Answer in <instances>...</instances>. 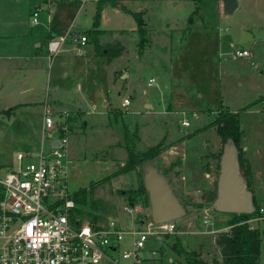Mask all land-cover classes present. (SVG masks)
Here are the masks:
<instances>
[{
  "label": "rangeland",
  "instance_id": "rangeland-1",
  "mask_svg": "<svg viewBox=\"0 0 264 264\" xmlns=\"http://www.w3.org/2000/svg\"><path fill=\"white\" fill-rule=\"evenodd\" d=\"M114 1L112 0V4L119 2L118 0ZM147 1L156 4L162 2L166 6L165 19L174 20V23L181 20L184 25L188 13H191L190 10L196 9L193 13L196 19L192 33L188 34L186 30L188 27L182 30L185 34L183 37L176 34V32L173 35L157 32L155 37H151L152 43H148V45L145 43L146 47L140 60L134 61L131 56L130 79L136 83L135 87L138 89L139 94L137 95L136 91L132 90L134 94L136 93L135 95L131 93L134 97L132 103L126 108L120 106L121 111L115 113L116 115L111 114V128L115 132V136L109 133L110 136L106 137L101 130L85 127L83 121L88 120L89 116L84 114L78 117L77 123L73 126L69 124L70 134L67 150L69 151V158L75 160L76 164V167H73L74 162L72 164L75 175L69 180V191L74 193L81 188L89 189L91 184H94L88 200L96 202V205L87 207L85 213L81 216L82 219L91 222L95 217L96 222L102 225H106L111 219H115L126 230L133 229L138 225L132 214L127 213L125 210V207L130 204L125 193L127 190L136 189L142 184L143 168L138 167L127 172V174L113 176L109 180H105V178L114 169L119 170L121 167L119 165L125 162L127 149L126 151L124 149L127 136L134 143V148L142 152L160 142L163 145L164 139L165 142H176L179 139H184L177 144L184 154V173L191 182L204 183V176L198 171V168H200L199 158L207 151L204 147L207 140L211 139L214 144L215 133L208 129L200 130V125H206L211 117L208 112L200 111L208 108L211 111L214 110L215 118L218 115L217 108L220 104L233 111H238L240 129L245 134L244 138L258 134L255 127L260 123L264 124V112L262 111L264 102L260 107H257L259 113L243 111L249 106L251 100L256 102L259 98L263 99L264 97V17L259 22L262 27L261 29L258 28L259 33L256 35V42L252 40L240 47L232 46V42H230V38L238 33L240 23L244 24L245 20L251 22L259 13H264V2L261 3L260 9L257 11L251 6L253 0H241L238 10L224 16V0H199L195 2L180 0L174 6V2H178V0ZM122 5L123 3L121 7ZM152 11L157 15L156 10ZM122 14L124 17L121 18V21L124 25H129L127 17H125L127 14ZM257 18L260 19V17ZM186 25L188 26L187 23ZM248 26L255 33L256 28L253 24ZM5 39L14 44L21 39V35L13 34ZM32 42V47L35 49L38 41L32 40ZM242 47L248 49L250 56L252 55L250 59H247L250 56L245 58L232 56L236 48ZM132 48L130 49V55L133 52L131 51ZM40 49H46L47 52L46 43L42 44ZM52 61L48 59L47 63H44L46 69L49 68ZM12 62L17 63L15 60ZM258 63H260L259 69L255 67ZM10 66V63L0 59V172H4L5 168L10 166H7L8 164L16 162L18 153L31 151L37 154L42 144L45 148L50 145V141L47 138L43 139L41 134L45 103L52 100V92L49 96L47 93L46 78L42 79L41 88L27 95L24 91L28 89L30 78L22 80V77L19 78V75L8 70ZM151 79H155L156 82L149 86ZM165 83L170 85L169 91L167 93H163V91L161 94H164L165 98L170 96L176 101L179 100V109H174L173 112L168 113L163 112L160 115L144 113L142 110L145 109L141 105L143 98L148 96L159 98V91ZM128 94L129 92L124 89L121 97H129L125 96ZM15 102L17 104L21 102L31 103L13 106V104H16ZM8 106H12L9 113L6 112ZM51 106L52 103L49 104L48 113L51 111ZM168 109L169 107L165 106V110ZM194 110H198L197 115ZM51 114L54 116L53 113ZM68 116V119L71 118L70 114ZM183 118L188 120V127L182 126L181 121ZM212 126L214 129L216 128L211 123L209 127ZM136 130H138L137 133ZM219 139L220 142H218L217 148L208 150L211 156L206 155L200 158V163L205 162L206 159H211L210 161L216 165V175L223 149L220 136ZM115 141L119 142L115 146L112 145V147L107 148L109 143ZM176 150L172 151L171 149L170 156L162 153L158 156L159 158L156 157L157 159L155 158L156 160L152 162L153 165L163 171V174L171 183L174 193L183 203L182 205L185 207L187 214L180 216V219L175 221L176 230L173 234H166L162 240L150 236L143 253L148 257H153L150 258L151 261L156 258V264H184V257L179 256L172 249L176 237H178L186 250L199 252L202 258L208 262L216 264L218 261L220 263L222 255L215 244V239L219 231L228 229L226 221L229 216L207 205L209 203L204 199L207 193L206 190H203L198 196L184 193L180 184L181 178H179L181 169L179 171L175 170V168L181 167V155L176 154ZM98 159L110 161L98 165L96 161ZM178 159L180 160L178 161ZM84 160L86 161L82 165ZM175 162L180 163H177L178 165L166 172L170 164ZM205 166V170L208 171L209 164L206 163ZM172 172L176 176V182L173 181ZM215 179L214 189L217 187ZM135 205L142 207V210H144L142 215H138L136 212L139 211H135L137 220H154L150 214L149 206L145 207L142 203ZM207 207L211 208L209 213L215 221L214 227L203 223L202 219L205 215L203 209ZM259 232H261L262 242L260 244L264 249L263 226ZM153 250L157 252L156 255L153 254Z\"/></svg>",
  "mask_w": 264,
  "mask_h": 264
},
{
  "label": "crops",
  "instance_id": "crops-1",
  "mask_svg": "<svg viewBox=\"0 0 264 264\" xmlns=\"http://www.w3.org/2000/svg\"><path fill=\"white\" fill-rule=\"evenodd\" d=\"M118 1L117 5L112 4V0L105 4L101 13L100 25L94 27V17L97 12L98 0H87L86 2H82V0H0V59L10 63L11 66L8 70L19 75V78L22 77V80L30 78V82H28L30 84L24 93L28 95L41 88L43 84L41 81L45 77L46 88L48 87V96L50 95V92H52V100H48L45 103L47 110L49 104L52 103L50 113H53L54 116L64 112L70 114L71 118H69V124H71V126L77 123L79 116H82L83 114L87 115L89 116V119H86V121L84 120L83 125L87 128L93 127L95 130H101L106 137L109 133L112 136H115V132H113L111 128L110 116L111 114L116 115L115 113L121 111L119 107H123L121 102L126 97H121L122 91L126 89L127 92H129V94L125 96L131 98L130 104L134 98L133 95L136 93L137 95L139 94V92H137L138 89L135 87L136 83L130 79L131 56L134 61L140 60L146 45L152 43L151 40L153 36L155 37V35H157V32L170 35H173V33L175 34L176 32V34L183 37L185 34H183L182 30L188 27V29H186L188 34L192 33V30L194 29V21L196 19L193 16L196 9H191V13H188L186 19L187 26L186 23L185 25L183 22L181 23V20L174 23V20H170L169 18L165 19L164 12H166V6L163 5L162 2L156 4L151 1L146 2V0ZM179 2L180 0L174 2L173 6L177 5ZM191 2H195V0H191ZM237 2L238 8L236 10L240 8L239 5L241 0H237ZM263 2L264 0H253L251 6H253L254 10L259 11L260 5ZM122 3L127 9L132 10L133 12L142 13L143 27L146 32L145 41L143 43L144 45L141 49L138 44L140 40L138 33L139 27H137L133 15L121 8ZM133 3L134 5H132ZM152 10H156L157 15L152 13ZM35 11L38 12L36 23H34ZM122 13L127 14L125 17H127L129 25H124L123 21H121V18L124 17ZM257 17H260V19ZM257 17L251 22L245 20L244 24L240 23L241 26L238 33L230 38L232 46H237L240 32H243L244 30L251 31L254 37L253 40L256 42V35L259 33L258 28L261 29L262 27V24L260 23L261 25H259V22L261 21V18L264 17V13H259ZM251 24L256 28L255 33L253 32L254 30L248 26ZM157 27L158 29H156ZM96 29L100 30V33L94 39L89 32ZM26 31L28 34L27 36ZM13 34L21 35V39L14 44H12L13 42L10 40L5 39ZM67 34L69 35L66 42L63 44L62 50L55 56L54 60L50 63L51 65L49 68L46 69L44 63H47L48 61L47 52L46 49H40L41 45ZM74 34L85 35L87 37V43L84 46L78 45V43L72 39V35ZM228 36L229 35L227 34V37ZM137 37L138 39L136 40ZM32 40H35V42L38 41L35 49L32 47ZM97 43L101 46L118 44L121 45L122 48L124 47V49L122 54L108 58L99 53L98 46L96 45ZM137 45L139 48L138 52ZM131 48V51H133L132 55H130ZM242 49L244 48L242 47ZM104 51L106 52V50ZM251 57L252 55L247 59H250ZM13 60L17 61V63H13ZM259 64L260 63L255 65L257 69H259ZM169 87L170 85L166 83L162 86V89L159 91V98L148 96L143 98L144 100L141 99V105L145 109L142 111L150 115H160L163 112L168 113L173 112L174 109H179V100L176 101L173 97L170 98V96L165 98L163 96L164 94H161L163 91V93H167ZM132 90L136 91V93L134 94ZM143 92L145 93V90ZM258 100L256 102L251 100L249 106L242 110L245 112L253 111L259 113L257 107H260V105L263 104L264 97L259 100L260 102ZM30 103L31 102H21L19 104H13V106H20L21 104L27 105ZM165 106H168L169 109L165 110ZM7 109L12 110V106H8ZM197 111L198 110H194L196 115L198 114ZM203 111L211 114V117L208 119L206 125H200V130L208 129L214 131L215 134L213 138L214 144L211 142V139L204 143V147L207 151L205 154L201 155L200 158L209 155L208 150H215L218 142H220L216 129H214L213 126L209 127L212 120L215 118V111H211L208 108L200 112ZM262 111L264 112V109H262ZM255 128L258 134H253L252 137L247 136L243 139L242 146H244V158L251 165L253 194L258 198L259 206L263 210L261 214L259 213L257 216L249 219V223L252 228H256L260 231L261 227H264V124L260 123ZM137 131L138 130H136V133ZM183 140L184 139H179L176 142H165L164 139V144L162 145L164 149L161 154L165 153L170 156L172 151L177 149L176 152H174L181 155V167L175 168V170L179 171V169H181L179 178H181L180 184L184 193L191 196H198L199 193L206 190L207 193L204 196L205 199L209 192L214 191L213 185L216 176V165L210 161L211 159H206L205 162L203 161L200 163L199 158L200 168H198V171L203 174L205 181L204 183H199L197 181H193L194 183L191 182V180L188 179V176L184 173L183 151L178 148L177 145ZM118 142L119 141L109 143L107 148L112 147V145L115 146ZM124 150L126 151V149ZM156 159H154V161ZM68 161L69 174L67 183H69L71 177L75 175V169L72 168L73 162V167H76L75 160L69 158V151ZM85 161L86 160L82 161V165ZM96 161L99 165L103 163L106 164L110 160L104 161V159H98ZM206 163L209 164L208 171L205 170ZM123 164L124 162L119 166ZM9 165L12 164L10 163L7 166ZM152 166H154L160 174H163V171L160 170L159 167L153 165V162ZM117 170L118 169H114L113 172H116ZM171 174L173 175V172ZM173 176V181L176 182V176ZM186 214L187 213H185V215ZM260 250L259 263L264 264V249L261 244ZM155 261H157L156 258L151 261L152 264H156ZM216 264H223L222 259L220 260V263L217 261Z\"/></svg>",
  "mask_w": 264,
  "mask_h": 264
},
{
  "label": "built area",
  "instance_id": "built-area-1",
  "mask_svg": "<svg viewBox=\"0 0 264 264\" xmlns=\"http://www.w3.org/2000/svg\"><path fill=\"white\" fill-rule=\"evenodd\" d=\"M37 15L35 11L34 23ZM68 35L46 43L50 61L62 50ZM72 39L80 46L87 43L85 35L74 34ZM232 56L245 58L250 52L236 48ZM155 82L151 79L149 85ZM130 102L126 97L122 106ZM68 115L52 116L45 106L41 134L50 145L45 148L42 144L37 154L18 153L16 162L0 172V264H152L153 257L143 253L148 238L162 240L166 234H173L175 221L156 224L137 220L135 211L142 215L144 210L130 204L125 210L138 225L133 229L126 230L115 219L102 225L72 216L76 202L67 183ZM181 124L187 127L189 122L185 118ZM210 210L203 209L202 220L213 227Z\"/></svg>",
  "mask_w": 264,
  "mask_h": 264
},
{
  "label": "trees",
  "instance_id": "trees-1",
  "mask_svg": "<svg viewBox=\"0 0 264 264\" xmlns=\"http://www.w3.org/2000/svg\"><path fill=\"white\" fill-rule=\"evenodd\" d=\"M111 0H98V7L96 9V14L94 17V27H98L100 25L101 13L102 9L107 2ZM199 1V0H195ZM115 2V1H114ZM117 4V3H115ZM123 10L129 12L135 18L137 23L138 33H139V46L140 49L144 45L145 41V28L143 27V18L141 13L133 12L132 10L127 9L124 5L121 7ZM100 30H92L89 32L94 39L98 36ZM99 53L101 55L112 57L118 56L122 54L124 47L118 44H107L106 46H101L98 43ZM106 50V52L104 51ZM10 109H7L6 112L9 113ZM218 115L215 120L212 122L215 125V129L217 130L218 135L223 142V149L221 151L220 157L224 150V145L226 143L232 142L238 149V158L237 161L239 163V168L241 170V174L247 180L248 189L253 192L252 188V180H251V165L244 158V146L241 145L245 134L242 129H240L239 124V112L233 111L225 105L220 104L217 108ZM134 143L130 139V137L125 138V149H127V158L123 165H121L120 169L116 172L110 174L105 180H109L111 177L119 175V174H127V172L133 171L138 167H143L144 163L147 161H153L156 157L161 154V151L164 149L161 142L150 147L148 150L139 151L134 148ZM180 159H178L179 161ZM178 164L180 162H177ZM176 162L170 164L169 169L166 172H169L170 169L174 168L178 165ZM219 164V163H218ZM220 169V164L218 165L217 175ZM177 174V173H176ZM216 175V178H217ZM215 183L217 185V181L215 179ZM94 184L88 188H81L75 191L72 195L73 200L76 202L75 208L72 210V216L77 219H82V215L85 213V209L87 207H93L96 205V202H90L88 200V196L91 193ZM216 189V188H215ZM214 189V190H215ZM254 193V192H253ZM125 196L127 197V201L131 205H135L137 203H142L145 207L150 205V200L148 197L147 189L142 183L136 189H129L126 191ZM254 198V206L255 209L253 212L249 214H227L229 219L226 221V225L228 226L227 230H221L218 232V235L215 239V244L222 255L223 264H260V243H261V232L258 229L252 228L249 223V219L254 216H257L260 213V206L258 198ZM211 206V204H207ZM202 208V207H201ZM75 218V219H76ZM93 222H96V218L94 217ZM174 252H176L179 256L184 257V264H214L213 262H208L203 259L201 254L197 251H188L186 250L178 237L172 246Z\"/></svg>",
  "mask_w": 264,
  "mask_h": 264
},
{
  "label": "water",
  "instance_id": "water-1",
  "mask_svg": "<svg viewBox=\"0 0 264 264\" xmlns=\"http://www.w3.org/2000/svg\"><path fill=\"white\" fill-rule=\"evenodd\" d=\"M223 8L225 16L232 14L238 8V2L224 0ZM253 39V33L244 30L237 41V46H244ZM224 146L219 160L217 187L209 192L205 199L216 211L226 214H249L255 209L253 192L248 189L247 180L241 174L237 161L238 149L232 142ZM142 168L144 172L142 183L147 189L153 222L163 224V222L179 220L180 216L186 213L185 207L174 193L170 182L152 166V161L145 162Z\"/></svg>",
  "mask_w": 264,
  "mask_h": 264
}]
</instances>
